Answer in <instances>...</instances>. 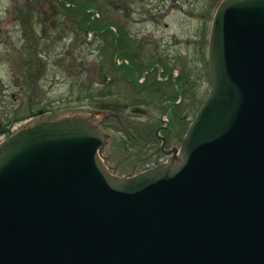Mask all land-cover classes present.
I'll use <instances>...</instances> for the list:
<instances>
[{
  "label": "water",
  "instance_id": "1",
  "mask_svg": "<svg viewBox=\"0 0 264 264\" xmlns=\"http://www.w3.org/2000/svg\"><path fill=\"white\" fill-rule=\"evenodd\" d=\"M206 72L179 145L140 172L110 173L83 115L3 137L0 264H264V0L217 3Z\"/></svg>",
  "mask_w": 264,
  "mask_h": 264
},
{
  "label": "rangeland",
  "instance_id": "2",
  "mask_svg": "<svg viewBox=\"0 0 264 264\" xmlns=\"http://www.w3.org/2000/svg\"><path fill=\"white\" fill-rule=\"evenodd\" d=\"M24 2L0 0V20L14 23L16 37L19 21L12 20L9 12L15 6L24 12ZM30 2L34 40L28 64L32 70L31 74H24L21 69L19 61L25 60L24 50V57L16 56V63L12 62L16 74H4L11 65L7 62L11 63L17 54L14 48L3 53L7 56L0 64V79L7 88L2 98L5 103H0V127L4 129L0 140L35 121L79 114L106 134L101 156L110 173L124 176L164 161L167 154L161 153V140L164 150L179 145L191 115L207 93L206 44L218 2L98 0V16L89 15V19L108 27L104 29L105 36L96 33L98 29L94 33L62 26L54 30L57 21L61 24L65 20L62 15L50 14L51 6L55 8L54 1ZM41 12L48 13L46 19ZM49 42L52 45L44 48L43 44L47 46ZM99 45L105 47L101 60L107 63L110 60L113 65L107 70L106 84H100L101 78L97 76L98 58L94 49ZM112 46L128 65L110 58ZM82 69L84 72L78 74ZM167 72L168 80L163 83ZM143 73L144 83L137 80L134 85L126 81L134 74L140 79ZM155 74L162 76L156 80ZM15 77L21 85L14 84ZM87 84L89 88L108 91L101 98L104 106L92 107L90 99H77V91ZM9 93H13L14 100Z\"/></svg>",
  "mask_w": 264,
  "mask_h": 264
},
{
  "label": "flooded vegetation",
  "instance_id": "3",
  "mask_svg": "<svg viewBox=\"0 0 264 264\" xmlns=\"http://www.w3.org/2000/svg\"><path fill=\"white\" fill-rule=\"evenodd\" d=\"M31 2L30 0H25L24 2V12L22 10H17L16 9V6L14 7L13 10H10L9 13H11L13 15V17H11L12 20H16V22L19 21V28H18V36L16 37V33H15V30L13 28V24L10 20L8 21V23H2L1 20H0V64L5 61V56H7L6 54H3L5 51L7 50H11V49H15L16 51V54L17 55H13V57L11 59H13V61H11V63L7 62L8 64H11L9 65L7 68H6V71H4V74H11V75H14L16 74L15 72V67H12V62L15 64V59H16V56H18L19 58L22 59V53H24V50L26 51L25 54V60L23 63H21L19 60V63L21 65V69L23 70V73L24 74H31V65L29 66L28 62H30V58L32 56V52H33V27H32V8H31ZM51 5V4H50ZM52 10L49 11L50 14H53V15H56L58 9L54 8V6H51ZM36 13H39V11L36 10ZM42 14H44V17L46 19V16H48V13H44V12H41ZM56 30V29H54ZM43 33V32H42ZM20 39V40H18ZM19 42V44H18ZM16 45V46H15ZM18 50V52H17ZM15 58V59H14ZM113 58L115 59V62H117V60L119 59L120 62H124L126 65L127 64V60L124 58V57H118L116 51H114V54H113ZM119 63V62H118ZM117 63V64H118ZM154 63V61H153ZM154 66V64H153ZM152 68V67H151ZM133 71H136L134 68H131ZM144 72H147V70H145ZM169 72L166 73L165 77H164V81L163 83H166L167 82V78L169 77ZM161 77L162 75L161 74H155L154 77L156 80H159L160 78L158 77ZM133 77V76H132ZM138 74H134V77L133 78H128V80H126L127 82L131 83V84H135V81L139 83H144L145 79H146V75L143 73L141 74V77L140 79H138ZM125 78V77H124ZM110 81V80H109ZM22 82H19L17 81L16 77L14 79V84H18V85H21ZM7 88V85L5 83H2L1 79H0V103H5L3 101L2 98H4L5 96V90ZM9 97L11 100H14V95L13 93H9ZM178 102V101H177ZM172 103H176V102H171ZM169 104V105H171ZM168 107V106H167ZM198 108V107H197ZM193 114L191 115V118H192ZM186 117H187V113H185V117L183 118L184 121H186ZM191 118L189 119V121L191 120ZM188 121V122H189ZM4 130L2 128V126L0 127V132H2V130ZM158 151H156V154H157ZM155 154V156H156Z\"/></svg>",
  "mask_w": 264,
  "mask_h": 264
},
{
  "label": "trees",
  "instance_id": "4",
  "mask_svg": "<svg viewBox=\"0 0 264 264\" xmlns=\"http://www.w3.org/2000/svg\"><path fill=\"white\" fill-rule=\"evenodd\" d=\"M35 1H43V0H35ZM45 1H49L51 3L54 1L53 3L55 5V8L58 9L56 15L57 16L62 15L65 19L61 24H59L57 21V24L55 26L56 30H59L60 26L64 27L65 29L70 28L71 31H72V29L74 30L75 28H78L81 32H84V31L87 32L86 31V28H87L88 31L91 30L93 33L96 32V29H98V32H96V33H100L101 36H105V32H104L105 30L104 29H106L108 27L105 24H101V23L99 25V23H96V20L92 23L91 20L89 19V15H91L92 12H96V11L98 12V10L100 11L99 5H98L99 4L98 0H45ZM99 1H101V0H99ZM211 1L214 4L216 2H219L220 0H211ZM109 3H110V1H109ZM111 3H112V1H111ZM114 7L117 8V4ZM91 10H93V11H91ZM105 16H107V15H105ZM74 18H78V20H74ZM91 23H92V25H91ZM117 28H116V30H117ZM48 40H49V38H48ZM49 41H51V40H49ZM36 43H38V42H36ZM51 45H52V43L49 42V44H47V46L45 44H43V47L47 48V47H50ZM104 49H105V47H102V46L100 47V45L96 46L94 49V51H96V55L98 58L97 76L99 78H101V82H99L100 84H106L105 77L107 74V70H110L113 66V65L111 66L110 60L108 63L106 61L103 62L101 60V58H102L101 55L103 56ZM114 51H115V49H113V46H112V48L109 51L110 58L111 57L113 58ZM60 60L61 59H59V61ZM82 64H85V63H82ZM41 66H40V69H41ZM40 69H39V72H41ZM81 72H84V69H82V71H80V73H78V74H81ZM96 89L97 88H95V87L93 89L91 87L89 88L88 84L83 85L82 89L77 91V99H90L92 107L104 106L105 105L104 101L101 98L106 96L108 91L106 92L104 89H102V90H98V89L96 90Z\"/></svg>",
  "mask_w": 264,
  "mask_h": 264
},
{
  "label": "built area",
  "instance_id": "5",
  "mask_svg": "<svg viewBox=\"0 0 264 264\" xmlns=\"http://www.w3.org/2000/svg\"><path fill=\"white\" fill-rule=\"evenodd\" d=\"M90 16H91V18H95V17H97L98 15H97V13H96V12H94V13H93V14H91Z\"/></svg>",
  "mask_w": 264,
  "mask_h": 264
}]
</instances>
